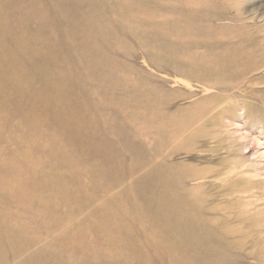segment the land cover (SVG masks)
I'll return each instance as SVG.
<instances>
[{
	"label": "bare ground",
	"instance_id": "obj_1",
	"mask_svg": "<svg viewBox=\"0 0 264 264\" xmlns=\"http://www.w3.org/2000/svg\"><path fill=\"white\" fill-rule=\"evenodd\" d=\"M5 1L0 0V90H5V87L10 88L13 81H24L32 85L35 81L40 80L42 82L40 90L38 87L30 86L27 88V90H31L28 93L17 91L20 99L27 96V98L33 96L34 99L35 95L43 89L45 97L36 100L35 105L42 108L45 102L51 101L60 108V112L62 111L57 114L58 121L66 120L65 124L61 121L63 123L61 128L79 127L84 122L82 120L84 112L77 110L81 106L79 105L80 101L75 98L78 91L75 90L74 84L79 83L77 88L87 90L83 84L84 77L98 84L107 79L116 78L113 75L117 67L114 59H119L116 55L106 51L105 46L112 38H115V31L120 26L116 25L113 19L103 18L102 13L110 11L117 16L126 17L130 23L134 22V19L141 23L146 16L141 12L133 11L134 8L126 6L116 8L113 5L120 4L121 0H49V11L48 8H42L36 0ZM138 2L139 0L136 1V4ZM52 11L72 20L73 27L65 33L62 29L50 30L47 25L51 19ZM14 14L19 15L20 19L15 21ZM207 15L208 10H205L197 18L208 20ZM31 20L38 22L34 31L26 29L27 22ZM152 27L155 31L159 30L157 26ZM243 28L245 33H230L228 38L229 43L240 42L242 46L240 45L239 48L226 46L224 50H221L223 53L220 52V55L216 53L215 55L198 54L188 57L180 65L176 64L178 55H172V62L176 64L172 75L180 81L187 78L194 80L193 83L196 81L208 83L221 95H242L249 92L251 86H246V84L251 82L249 78L253 69L262 67L261 64H257L256 60L262 52L264 53V39H250L248 32H252V28L246 26ZM192 30L194 29L190 28V32L193 34L197 33ZM129 32L128 30L125 34L128 35ZM125 34L122 36L117 34L115 42L119 44ZM248 40L250 47L243 45ZM176 49L180 50L179 46ZM61 51L67 53V58L56 56L55 53ZM160 57L165 56L160 55ZM83 65H86L84 73L78 72L77 68ZM26 68L32 70V73H27ZM102 68L106 71V75L100 79L96 72ZM36 74L40 76V79L34 77ZM128 80V75H125L126 84ZM32 91L36 94L34 95ZM11 92L16 93V89ZM184 92H188V89L172 92V104L165 106L172 114V122H167L164 125V122L160 121L159 123L164 128H172V153H186L190 155L191 160H199L201 156L192 155L195 153L193 144H196L197 138L202 137L203 131L207 130V121L204 117L218 108V101L210 95H206V91L203 89L195 97L189 96L188 99L181 96ZM209 97L211 99L209 105L204 106L202 101ZM156 98L152 96L146 101L145 106L146 110H150V115L155 117L163 112L156 109L154 101ZM122 104L125 106L124 103ZM90 105L93 106L94 103H90ZM123 106L122 108H124ZM85 107L87 106L85 105ZM220 111H224V108ZM153 116L149 117L152 121L154 120ZM87 118L89 119V117ZM90 119L91 122L86 119L85 123H88L89 126L96 123L98 126L92 127V130H102L107 125V119L104 117L93 118L91 116ZM35 120L33 116H27L25 123H30L31 129L26 131V134L31 137V140L39 141L45 147L41 141L45 136V131L35 127L37 124L34 122ZM192 120L194 124L190 127ZM156 123L155 125H157ZM150 124L153 123L150 122ZM149 127L153 128L155 132H159L161 129L158 126L151 127L149 125ZM112 130L114 133H118L117 128ZM93 137L97 141L94 143L97 148L102 146L103 142L106 144V140L108 142L106 137L97 138L94 135ZM187 142H190V146ZM65 143L60 139L59 143L55 144L58 152L55 157L56 166L59 165V168L65 170V173H71V180L75 179L77 182L79 177L84 178V186L68 180L64 183L59 182L57 185L51 184V186L43 179L37 181V173L41 171L40 163L29 158L26 160H28L27 163L32 174L30 179L32 185L37 182L40 184L43 182L44 185H33L31 190L25 183L13 180L9 174L3 180L0 178V196H5L4 201L6 202L8 200L15 202L17 208L15 215L10 216L8 221L0 225V264H5L7 259L14 258L31 244L38 245V248L22 264H76V257L73 254L66 253L62 249L57 250L56 245L53 244L55 238L61 234L60 230L64 232L60 236L67 234L68 238V231L77 233L81 229V226L76 225L80 224L76 218L83 219L85 223L83 222L82 229L87 227L88 231L85 232L90 235L91 241L85 245L83 250L92 248L95 227L96 234H106L105 247L107 243L111 245L112 249V244L116 246L114 251L107 250V252L106 249L100 247L93 248L91 258L93 262L89 263L84 259L85 261H81V264H96L99 254L105 255L107 264L123 263L125 259L128 261L127 259H130L134 253L125 250L124 244L117 237H114L112 242H108L111 239L108 240L107 233L108 235L120 231L125 234L130 233L129 227L133 228L134 225H138L142 231L155 226V220L151 222L137 220L133 211L131 209L129 211L123 206L117 207L118 212L111 211L108 208L110 202L105 204L107 198L91 196V193L86 191L89 188L86 186L93 184L88 175L89 170L99 167L102 174L106 171L102 169L101 164L95 162L93 168L88 167V164L81 160L80 151L75 152L76 150L71 149L70 152L62 153L60 149L65 146ZM205 143L204 139L200 140L198 147L201 146L202 149ZM101 151L106 152L102 154L105 157L103 161L110 164L109 155L111 152L108 153L106 149ZM113 151L117 156L119 155V150L114 149ZM29 153H27L28 156H30ZM5 161L0 154V164ZM221 167L204 164L201 166L191 162L180 170L173 167L172 178L167 175L162 177L164 183L167 181L172 185V192L168 190L167 197H157V193H153L156 197L150 201L161 209L158 215L160 221H163L167 228V230L164 228L165 230L157 238V242L164 247L166 258L171 264H264V218L258 216L260 211L256 206L259 201L250 200L251 198L258 199L262 191L257 187H245L236 178L239 174L233 173L234 171L226 173L221 171ZM76 168L79 171H75ZM25 171V169L19 170L21 173H25ZM153 172L147 174L159 175ZM134 187L132 185L130 189ZM83 198L86 200L83 201ZM91 203H95V210H88L85 213L83 209L77 210L76 206H80V204L88 209L92 208L93 204L91 205ZM1 204L7 206L5 202L0 203V206ZM21 211H23L22 214H19ZM74 213L79 214V217L73 215ZM62 215L68 216L69 220L65 221ZM86 217H90L89 220H95L93 221L95 224L93 222V225L86 224ZM48 219L51 225L48 224ZM46 228L51 229V233L47 232ZM109 231L113 232L109 233ZM80 241L79 244H82L85 240ZM85 243L87 242L85 241ZM121 249H123V253ZM10 252L12 253L9 257ZM112 261L114 262L112 263Z\"/></svg>",
	"mask_w": 264,
	"mask_h": 264
},
{
	"label": "rangeland",
	"instance_id": "obj_2",
	"mask_svg": "<svg viewBox=\"0 0 264 264\" xmlns=\"http://www.w3.org/2000/svg\"><path fill=\"white\" fill-rule=\"evenodd\" d=\"M136 1L138 0H121L120 4L113 5L116 8L126 6L134 8L133 11L138 13L141 12L146 16L141 23L136 22V19L130 23L126 17L117 16L110 11L102 13L103 18L113 19L116 25L120 26L115 31V38H112L105 46L106 51L116 55L119 59L113 58L117 63L116 71L113 73L116 78L107 79L98 84L84 77L83 84L87 90L77 88L79 83L74 84L75 90L78 91L75 98L80 101L79 105L81 106L77 110L84 112L82 119L84 122L79 127L61 128L63 127L61 121L65 124L66 120L58 121L57 114L62 111L60 112V108L51 101L45 102L42 108L35 105L36 100L45 97L43 89L37 94L32 91L34 95L36 94L34 99L33 96L20 99L17 91L28 93L31 91L27 90L30 86L39 89L42 87L40 80L35 81L32 85L24 81H13L10 88L5 87V90H0V154L6 160L0 164V178L3 180L9 174L13 180L25 183L31 190L33 185H44L43 182L32 185L30 181L32 174L27 163L28 160H26L29 158L40 163L42 172L37 173V181L43 179L51 186V184L57 185L59 182L64 183L68 180L84 186V178L79 177L77 182L75 179L71 180V173H65V170L59 168V165L56 166L55 157L58 152L55 144L59 143L61 139L66 142L65 146L60 149L62 153L70 152L71 149L76 150L75 152L80 151L81 160L85 161L88 167L93 168L95 162L101 164L102 169L106 171L102 174L99 167L89 170L88 175L93 184L86 186L89 187L86 191L91 193V196L107 198L105 204L110 202L108 208L111 211L118 212V208L123 206L129 211L131 209L137 220L148 222L155 220L156 222L155 226L145 231H142L138 225H134L133 228L129 227L130 233L125 234L121 231H109V233L113 232L110 235L107 233L108 240L111 239L108 242H112L117 237L124 244L125 250L134 253L130 259H127L128 261L125 259V262L117 264H171L166 258L164 247L157 242V238L165 229L167 230L158 215L161 209L152 204L150 199L156 197L153 193H157V197H167L168 190L172 192V185L167 181L164 183L162 177L167 175L172 178L173 167L180 170L191 162L201 166L203 164L213 165V167L222 166L221 171L226 173L234 171L233 173L239 174L236 177L237 180L245 187H257L262 191L258 199L250 197V200L259 201L256 206L260 211L258 216L264 218V53L262 52L256 60L257 64H261L262 67L253 69L249 78L251 82L246 84V86H251L250 91L248 90L249 92L242 95H221L208 83L199 81L193 83L194 80L187 78L180 81L172 75L174 65H180L181 62L183 64L188 57L198 54L215 55L216 53L220 55V52L223 53L221 50H224L226 46L233 48L242 46L238 41L229 43L228 38L230 33H245L243 26L252 28L253 31L248 32L250 39H264V0H139V5L136 4ZM36 2L42 8L49 7V0H36ZM47 10L49 11V8ZM205 10H208V20L197 18ZM50 14L51 19L47 25L50 30L62 29L65 33L73 27L72 20L59 16L54 11ZM13 18L15 21L20 19L17 14H14ZM37 26V20H31L27 22L26 29L34 31ZM152 26H157L159 30L155 31ZM190 28L197 33L190 32ZM125 30L130 31L128 35L125 34ZM117 34L126 35L119 44L115 42ZM243 45L250 47L249 40ZM178 46L180 50L176 49ZM55 54L67 58V53L64 51ZM160 55L165 57L162 58ZM172 55H178L177 60L179 61L176 60V64L172 62ZM84 69H86V65L78 67L77 71L84 73ZM26 71L29 74L32 73L29 68H26ZM96 73L100 79L106 75L103 68L97 70ZM125 75L129 77L127 84L124 81ZM30 76L32 77V75ZM34 77L40 79L37 74ZM113 85L116 86L113 87ZM186 88L188 92L181 95L185 99H188L189 96L195 97L203 89L206 91V95H210L218 101V108L204 117L207 121V130L203 131L202 137L197 138L196 144L192 143L195 148V153L192 155L201 156L199 160H191L190 155L186 153H172V128H164L159 123L160 121L164 122V125L167 122H172V114L165 106L172 104V92L184 91ZM14 89H16V93L11 92ZM99 96L101 97L99 98ZM152 96L157 97L154 100L156 109L163 111L156 117L150 115V110H146L145 107L146 101ZM125 98L127 99L124 100ZM210 100L209 97L202 101L203 105H209ZM90 103H94V105L92 106ZM222 108L224 111H220ZM27 116H33L34 120L36 119L34 122L37 123L35 127L45 131V136L41 140L45 147L39 141L31 140V137L26 134V131L31 129L30 123H25ZM91 116L106 118V127L102 130H92V127H98L96 123L91 126L85 123L86 119L91 122ZM152 116L153 121L149 118ZM192 121L190 127L194 124ZM149 125L151 127L158 126L161 129L158 128L159 132H155ZM114 128L118 129V133H114L112 130ZM93 135L97 138L106 137L108 142L106 140V144L103 142L102 146L97 148L94 145L97 141ZM203 139L206 143L201 149V146L198 147V142ZM189 143L187 142L190 146ZM102 149H106L108 153L111 152L109 155L110 164L103 161L105 157L102 154L106 152H102ZM114 149L119 150L118 156L113 153ZM28 152H30V156L27 155ZM32 155L33 157H31ZM45 160L46 162H44ZM20 169H25V173L19 172ZM74 170L79 171L77 168ZM151 171L159 175H148L147 173ZM132 185L135 187L130 189ZM4 199L5 196H0V203L5 202L7 205L1 204L0 206V225L17 212L16 203L10 200L6 202ZM164 200L167 201V199ZM100 202L102 201L100 200ZM92 206L89 209L83 204L76 207L77 210H85V213L88 210H95V203ZM73 215L79 217V214L74 213ZM64 216L62 215V218L68 221V216ZM76 219L80 222L76 225L81 226V229L77 233L68 231V238L67 234L61 237L60 235L64 232L60 230V237L57 236L53 241L57 250L62 249L66 253L73 254L76 257V264H81V261L85 260H88L89 263L93 262L91 259L93 248L100 247L106 249V252L115 250L114 244H112L113 249L108 243L105 247L106 234H96V227L93 230L95 236L92 241L95 244L92 243L90 250H83L85 245L91 241L90 235L85 232L88 231L87 227L82 229L83 219ZM89 219L90 217H86V224L93 225L92 222L95 220ZM48 224L51 225L49 219ZM46 230L51 233V229L46 228ZM80 240H85L87 243L84 241L79 244ZM37 246L31 244L14 258L7 259L5 264H22L37 250ZM121 251L123 253V249ZM11 253L8 254L9 257ZM97 259L96 264H107L104 254H99Z\"/></svg>",
	"mask_w": 264,
	"mask_h": 264
}]
</instances>
